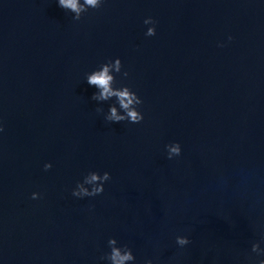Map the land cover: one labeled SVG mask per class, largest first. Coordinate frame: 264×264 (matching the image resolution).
<instances>
[{
	"label": "water",
	"instance_id": "95a60500",
	"mask_svg": "<svg viewBox=\"0 0 264 264\" xmlns=\"http://www.w3.org/2000/svg\"><path fill=\"white\" fill-rule=\"evenodd\" d=\"M75 15L0 0V264H109L110 239L127 264H257L264 0H104ZM116 59L113 89L143 101L139 124L107 121L126 113L87 83ZM91 172L110 174L104 193L73 196Z\"/></svg>",
	"mask_w": 264,
	"mask_h": 264
},
{
	"label": "clouds",
	"instance_id": "9594fccd",
	"mask_svg": "<svg viewBox=\"0 0 264 264\" xmlns=\"http://www.w3.org/2000/svg\"><path fill=\"white\" fill-rule=\"evenodd\" d=\"M104 0H58V4L61 8L70 10L75 13V19H81V13L88 12L89 9H99ZM145 25H155L156 21L149 18L144 21ZM156 35V28L149 27L146 36L153 37ZM232 37H229L231 40ZM223 47L224 45H220ZM115 70V73L119 74L122 71V62L120 59H116L113 64L109 61L107 64L102 66V70L95 71L92 74L87 76V83L91 86H95L100 90L98 96H94L93 99L107 100L111 97L118 99L120 108H122L126 115H119L117 108L112 107L110 109V115L107 116V121L113 123H120L124 121H129L134 124H139L144 120V116L141 112H138L133 108L134 104L142 105L143 101L139 98L138 95L133 92L128 87H123L122 90H114V76L110 75L112 70ZM125 77L128 76L127 72H124ZM98 111H101L98 109ZM4 129L0 127V132H3ZM168 159H173L181 155V145L179 143L167 145ZM52 168L51 164L45 165V170H50ZM111 176L109 173L105 172L102 176L96 172L89 173L85 178L83 183H78L76 189L73 191L72 195L78 198L83 197H95L104 193V181H109ZM84 184L94 185L91 191L84 187ZM78 189V190H77ZM33 199H39V194H33ZM177 244L183 248L191 243V241L186 237L178 236L176 238ZM109 246L111 247V252L101 259L107 260L109 264H127V262L134 259L130 251H122L120 248L114 247L116 244L115 239L109 240ZM252 253H255L257 257H264V249L260 247V243H254L251 249ZM146 264H153L152 260H147ZM257 264H264V258L258 259Z\"/></svg>",
	"mask_w": 264,
	"mask_h": 264
}]
</instances>
